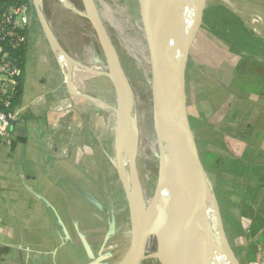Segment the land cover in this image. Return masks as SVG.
Segmentation results:
<instances>
[{"label": "crops", "instance_id": "obj_1", "mask_svg": "<svg viewBox=\"0 0 264 264\" xmlns=\"http://www.w3.org/2000/svg\"><path fill=\"white\" fill-rule=\"evenodd\" d=\"M230 6L246 15L256 50L230 69L215 66L212 80L195 82L197 118L187 108L192 127L195 120L203 131L213 128L218 151L205 149L202 160L226 182L219 198L229 202L230 244L240 263L264 264V0L246 11L235 1ZM258 8L262 15L253 13ZM44 24L32 11L18 117L0 143V264H86L109 239L113 178L101 150L106 115L96 101H108L115 88L100 76L88 91L87 69L67 77Z\"/></svg>", "mask_w": 264, "mask_h": 264}, {"label": "rangeland", "instance_id": "obj_2", "mask_svg": "<svg viewBox=\"0 0 264 264\" xmlns=\"http://www.w3.org/2000/svg\"><path fill=\"white\" fill-rule=\"evenodd\" d=\"M30 1L33 3V0ZM72 1L79 8L86 10L82 0ZM203 1L193 0L195 16H197L200 6L202 7ZM233 1L238 2L242 9L249 10L251 5L256 6L261 0H228L225 2L223 0H208L206 2L202 22L194 35L186 70L187 103L195 118H197L198 111L196 102L199 98H196V92L199 93L200 90L194 87L196 86L194 83L202 80L205 75L208 76L206 79L212 80L215 66L230 69L238 63L246 61L258 45L250 34V25L245 24L246 19L243 18L246 15L239 14L230 6L233 5ZM44 2L43 16L38 13L34 4L33 12L40 15L43 24L44 18L46 19L59 44L64 46L69 54L77 56L78 61L88 66L90 69L87 70L88 84H92L88 87V91H94V79L100 76L110 79V75L107 59L93 24L89 19L65 7L58 0H44ZM94 2L112 42L115 55L117 54V62L124 81L132 89L136 100V130L139 138L136 162L143 198L148 205L152 200L159 178L162 177L164 181L165 176L161 175L163 163L159 153L158 131L155 123L156 105L150 48L139 0H94ZM253 13L262 15L260 8ZM248 16L250 18V15ZM34 25L41 26L36 21ZM258 25L262 28L261 24ZM195 26L196 20L194 19L192 29H195ZM75 88V91L80 92L79 88ZM115 99H117L116 94L113 93L110 95V99L105 101V104L100 100L96 103L101 105L104 110L106 105L116 107L117 100ZM105 115V123L100 124L99 132L103 131L104 142L101 150L104 154H108L106 157L113 178L111 182L112 195L108 202L110 232L109 239L104 243V248H94V253L88 256L86 264H116L122 260L130 247L135 225L125 187L117 168L116 150H114L117 144V131L114 117L110 113H105ZM193 128L200 146L198 149L200 148L201 160L205 149L216 153L218 147H212L213 137L209 134L213 128L205 126V131H203L200 127L198 128L195 120ZM225 139V143H229V138ZM209 142L211 146H209ZM208 158L213 160L214 157L209 156ZM206 162V159L202 160L204 175L217 200L225 236L231 246L230 231L226 221L229 202L219 198V192L222 195L226 182L218 177L215 168ZM129 188L131 191L130 181ZM157 245L156 236H151L145 251L147 256L137 264H162L156 256ZM239 264L243 263L239 261Z\"/></svg>", "mask_w": 264, "mask_h": 264}, {"label": "water", "instance_id": "obj_3", "mask_svg": "<svg viewBox=\"0 0 264 264\" xmlns=\"http://www.w3.org/2000/svg\"><path fill=\"white\" fill-rule=\"evenodd\" d=\"M82 1L105 53L110 79L116 92L117 104L115 108L118 111L120 127L116 144L117 168L125 187L132 217H135L130 247L117 264H137L138 259L146 251L150 236L157 238L156 256L162 264H189L186 249L183 246L173 245L172 235L168 233V229L176 210L192 198L203 167L188 114L186 70L194 35L202 22L204 6L208 0H204L201 4L202 7L200 6V10L194 18L196 26L193 37L188 41L187 49L178 60L174 57L171 38L165 34L160 23L156 20L157 0H139L150 48L156 109L158 108L161 123L168 138L171 143L179 146L184 157L183 163L175 168L169 181L164 182L162 177L159 178L152 200L148 205L143 198L137 169L139 138L128 109L127 85L94 0ZM126 137L131 140L132 147L130 175L133 194L126 181L121 162Z\"/></svg>", "mask_w": 264, "mask_h": 264}, {"label": "bare ground", "instance_id": "obj_4", "mask_svg": "<svg viewBox=\"0 0 264 264\" xmlns=\"http://www.w3.org/2000/svg\"><path fill=\"white\" fill-rule=\"evenodd\" d=\"M58 1L91 21L87 10L79 8L72 0ZM33 2L38 13L43 16L44 0H33ZM155 17L165 34L171 38L174 57L178 60L187 49L188 41L192 39L194 33V29H192L195 17L193 0H157ZM49 38L67 77L73 80L75 69L90 70L87 65L63 52L58 46L54 34L49 33ZM126 87L128 91V109L134 127L137 129L136 100L132 89ZM71 88L74 91L76 90L73 83ZM104 112L113 115L116 131L119 133L117 109L106 105ZM155 123L158 131L159 153L163 163L161 175L165 176V182L172 177L175 168L183 163L184 157L179 146L171 143L168 138L162 126L158 108L155 110ZM131 150V140L126 137L121 162L128 185L129 181L131 182V193L133 194L130 175ZM132 218L135 221V217ZM168 233L172 235L173 245L183 246L186 249L189 264H239L237 256L226 239L217 200L211 191L207 177L204 175L203 167L192 198L176 210L171 219ZM146 256L144 253L137 262Z\"/></svg>", "mask_w": 264, "mask_h": 264}, {"label": "built area", "instance_id": "obj_5", "mask_svg": "<svg viewBox=\"0 0 264 264\" xmlns=\"http://www.w3.org/2000/svg\"><path fill=\"white\" fill-rule=\"evenodd\" d=\"M33 4L30 0H0V143L11 135L12 122L18 117L16 98Z\"/></svg>", "mask_w": 264, "mask_h": 264}]
</instances>
